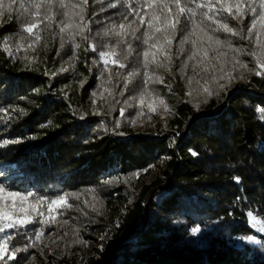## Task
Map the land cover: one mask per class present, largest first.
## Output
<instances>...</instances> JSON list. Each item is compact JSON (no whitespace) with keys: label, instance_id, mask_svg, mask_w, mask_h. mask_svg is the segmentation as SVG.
Instances as JSON below:
<instances>
[{"label":"trees","instance_id":"16d2710c","mask_svg":"<svg viewBox=\"0 0 264 264\" xmlns=\"http://www.w3.org/2000/svg\"><path fill=\"white\" fill-rule=\"evenodd\" d=\"M124 10L108 7V0H89L83 21L79 6L68 9L65 19L71 27L61 34L56 23L46 21L33 29L38 41L21 31L15 11L5 9L0 17V40L8 38L7 51L0 44V108L6 110L0 112V184L5 186L0 205L19 219L24 216L21 202L9 198V191L34 193L25 207L38 196L49 202L64 193L79 196L66 197L73 207L53 206L51 215L45 202L44 217L30 216L43 224L6 229L14 239L0 264H14L8 259L12 245H31L35 228H42L43 235L27 253L17 254L26 258L19 264H264V232L247 217L252 210L264 223L260 21L244 40L229 36L231 47L207 39L201 47L199 30L190 38L197 44L185 43L182 54L179 31L168 37L170 46L153 38L151 51L165 67L151 62L147 71L152 80L159 76L162 82H149L141 97L136 85L143 81V69L120 95L131 64L121 69L109 55L105 68L100 49L86 51L101 39H113L103 32L111 21L119 22L117 13ZM252 19L253 13L245 10L239 27L249 26ZM82 23L92 29L84 33L88 40L76 34ZM237 24L229 18L230 27ZM145 29L147 24L137 35ZM69 31L79 48L67 39L60 48V36L67 38ZM217 35L223 40L226 34ZM131 43L139 52L148 48ZM193 51L196 56L187 59ZM134 57L135 52L129 60ZM253 68L262 75L249 71ZM227 74L234 77L230 82L220 79ZM197 225L201 232L190 235ZM20 231L23 237L17 235ZM249 235L254 241L239 239Z\"/></svg>","mask_w":264,"mask_h":264},{"label":"snow or ice","instance_id":"6c2138e0","mask_svg":"<svg viewBox=\"0 0 264 264\" xmlns=\"http://www.w3.org/2000/svg\"><path fill=\"white\" fill-rule=\"evenodd\" d=\"M103 2V0H101ZM133 2L136 6L133 7ZM89 0H77L74 4L65 3V0H9L5 4V0H0V17L4 15V10L6 9L8 13L15 11L17 13L16 20L21 26V31L34 34L36 40L40 39V36L37 33H33V29H38L40 24L47 22H54L59 27V32L61 34L65 33L66 29H69L71 25L66 21L65 17L68 15V9H74L79 6L80 20H84V14L86 12V6L88 5ZM15 6V8H14ZM117 6L125 9L124 11L118 12L119 22L111 21L110 26H106L103 37H112L110 40L101 39L99 44H90L89 48L86 51L97 52L98 56L103 61L105 68L109 64V55L116 57L111 63L118 65L119 68L125 69L131 67L125 74V83L123 89L120 92V95H124V91L127 90L128 84L131 83L136 77L141 75V70L143 69V81L142 83L136 85L137 88L141 89L140 95H143L147 92L146 85L149 82L156 83L162 82L159 76H156L155 80H152V77L149 75L147 69L151 62H156L157 67H165L163 63L157 61V52L151 51L155 47V43H150V41L155 38V42L161 40H167L168 46L171 45V40H168V37H175L177 31L180 33V49L179 52L182 54L184 52L183 45L190 41L192 35H194L197 30L203 35L199 37L201 47H203V40L215 43L217 45L227 44L231 47L232 41L229 36H238L241 40H244L250 37L254 29H257V20L260 21V29H264V0H108V7L117 8ZM153 9L151 12H144V7ZM258 6V7H257ZM259 8V11H258ZM235 9V11L233 10ZM104 10V9H102ZM248 11L253 13V19L249 26L244 28L239 27V24L243 23L244 12ZM159 13V15L157 14ZM59 17L60 19H56ZM132 17V19H129ZM145 17H148L145 20ZM198 18V19H197ZM229 18L236 20L238 22L236 27H230ZM147 24V29L137 35L140 32V29ZM136 25V27H133ZM47 26V25H46ZM80 31L76 34L80 35L82 40H88L89 37L85 36V32H91L92 29L88 24L77 25ZM245 28L247 29V35H245ZM223 32L225 35L222 40L217 33ZM159 34V35H157ZM259 35V30H257V36ZM139 41L140 45H147L148 48L144 49L142 52L136 51L133 48L131 40ZM97 38H100V33H97ZM65 39L72 42L74 48H79V44L74 41V34L69 31L67 38L64 35L60 36V48L64 47ZM193 46L197 44V40L192 39L190 41ZM0 44L5 46L4 50L7 51L8 38L5 37L0 40ZM30 46V45H29ZM165 45L161 46L160 52L165 51ZM107 48L108 51L103 49ZM119 48L120 51L117 52L116 49ZM241 49H236L240 51ZM135 52V57L132 61L129 60V57L133 56ZM59 54V52H58ZM12 53L9 52V56ZM143 57L141 61L140 57ZM151 55V61L149 57ZM207 55V50H205V56ZM255 55V53H252ZM75 56V53H73ZM196 56V52L193 51L187 59L191 60ZM166 59L170 60V56H166ZM70 59H72L70 57ZM95 62V61H94ZM260 64V62H257ZM187 65H185L186 67ZM247 68L246 64L242 65ZM195 67V66H194ZM260 67H264V64H260ZM60 71H67V69H60ZM223 71V69H221ZM249 71L255 72L256 75H262V73L257 69H249ZM56 73H53L55 75ZM116 75H121L120 72H116ZM152 75H155L153 73ZM230 74L221 76L220 79H228L229 82L233 79ZM243 79V77H240ZM215 79V78H214ZM191 81V78H189ZM225 85H219V88L223 90ZM204 91L211 95L212 93L205 88ZM149 95L151 93H148ZM189 95L191 93H188ZM95 95V93H93ZM129 99H135V96L129 97ZM125 104L128 103V100L124 101ZM143 103V99H141ZM0 112H6L5 109L0 108ZM99 114V113H94ZM121 116L124 115V109L121 108ZM264 118V114H262ZM12 119V117H8ZM132 123H135L133 120ZM119 126V122H117ZM9 141H5L8 143ZM15 142V141H11ZM196 155L195 152L192 153ZM233 179L239 183L240 177L236 176ZM5 186L0 184V192L4 191ZM9 198H19L21 206L19 211L24 213L23 218L14 219L12 211L8 206L0 205V233H5L6 229H17L23 228V226L34 223L43 224V220L33 221L30 216L35 213L38 217H44L45 211L42 208V205L45 202H48V214L51 215L53 211V206L55 207H68L71 208L73 205L68 204L66 197L72 196L76 199L79 198L76 193H64L50 200L45 196H38L35 200V203L24 206V203L28 200L29 197H33L35 194L28 192L26 195H23L19 192H8ZM4 197H0V200ZM36 205H41V209L37 211ZM247 217L251 218L250 223L255 226L259 224L258 231L264 232V223L257 221L256 217L253 215L252 210L247 211ZM52 220H55V217H52ZM67 223V221H65ZM201 232V228L197 225L190 229V235L197 236ZM17 235L23 237V231L17 233ZM43 235L42 228H35V236L32 240L31 245H24L17 247L12 245L11 253L8 255V259L14 261V264H19L21 259H26L24 257L18 256V253H27L29 247H34L35 242L41 239ZM14 239L13 234L5 233L0 237V260L5 258V254L8 252V246ZM103 239V237H101ZM239 239H247L248 241H254V237L241 236Z\"/></svg>","mask_w":264,"mask_h":264}]
</instances>
